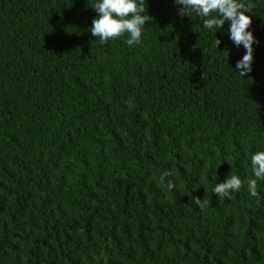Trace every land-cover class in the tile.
Instances as JSON below:
<instances>
[{"label": "trees", "instance_id": "trees-1", "mask_svg": "<svg viewBox=\"0 0 264 264\" xmlns=\"http://www.w3.org/2000/svg\"><path fill=\"white\" fill-rule=\"evenodd\" d=\"M246 2L241 76L229 22L216 48L174 0H146L131 47L91 35L92 0H0V264H264V180L212 191L264 150V0Z\"/></svg>", "mask_w": 264, "mask_h": 264}, {"label": "clouds", "instance_id": "clouds-1", "mask_svg": "<svg viewBox=\"0 0 264 264\" xmlns=\"http://www.w3.org/2000/svg\"><path fill=\"white\" fill-rule=\"evenodd\" d=\"M181 17H192L195 14L203 22V29L215 34V46L221 44L216 38V33L224 29L225 22H229L227 34L236 47L243 46L245 54L235 65L241 76L252 71L254 44L259 41L250 29L253 8L246 0H174ZM146 0H92V6L97 17L90 27L91 35L96 37L101 45L108 44L121 37H127L124 41L129 47L138 45L146 36V25L150 16L146 14ZM252 175L254 178L242 181L238 175H231L224 182L216 183L213 193L217 197L231 198L246 184L247 191L252 196H258V180H264V150L252 154L250 159ZM169 173H165L162 179H166ZM169 189L174 187L168 181ZM194 202L200 206L201 199L194 198Z\"/></svg>", "mask_w": 264, "mask_h": 264}]
</instances>
